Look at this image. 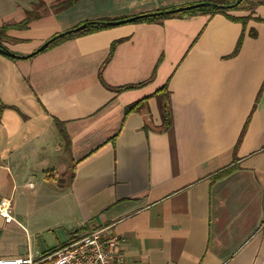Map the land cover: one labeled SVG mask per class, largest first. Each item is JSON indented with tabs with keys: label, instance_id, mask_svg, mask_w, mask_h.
Masks as SVG:
<instances>
[{
	"label": "crops",
	"instance_id": "1",
	"mask_svg": "<svg viewBox=\"0 0 264 264\" xmlns=\"http://www.w3.org/2000/svg\"><path fill=\"white\" fill-rule=\"evenodd\" d=\"M62 1L0 0V35L44 4L27 29L5 32L19 58L0 54V207L12 218L0 216V258H38L106 229L125 264H264V5L254 7L264 0L228 13L250 16L245 25L221 14L125 24L24 58L84 22L206 0L55 10ZM165 86L167 131L155 98L125 115Z\"/></svg>",
	"mask_w": 264,
	"mask_h": 264
},
{
	"label": "trees",
	"instance_id": "2",
	"mask_svg": "<svg viewBox=\"0 0 264 264\" xmlns=\"http://www.w3.org/2000/svg\"><path fill=\"white\" fill-rule=\"evenodd\" d=\"M75 1L76 0H64V1L60 2L54 8H55V10H63V9L69 8ZM236 2H237V0H206L203 2L191 4V5H185V6H181V7H173V8H169V9L157 10V11H153L150 13L140 14L137 16H142V18H140V19H138L132 23H120L124 20L129 19L130 17H123V18H117V19L105 18V19H98V20L90 21V22H84V23L77 25L73 29H75V28H77V27H79L85 23H89L90 26L87 29H85L81 32H78V33L68 34L62 38L56 39L55 41L51 42L48 45V47L46 49H44L42 52L50 50L52 48H55L56 46L66 42V41L77 38L79 36L87 35V34H93L96 32L103 31L105 29L114 28V27L125 25V24H136V23L159 24V23H162L164 20L173 19V18H187V17L195 16L197 14H205V15H211V16L216 15V14H221V15H225L228 18H230V20L241 22L245 25L251 19L250 16L249 17L236 18V17H232V16L228 15V13L231 11H239L241 9L246 8L244 5L247 3V0H243L239 4H236ZM199 4H206V6L203 8L189 9L190 7L197 6ZM262 5H264V2H259V3L255 4L254 7L262 6ZM43 7H44L43 3L36 5L34 10L28 13L27 18L23 23H21L19 25H14V26L2 28L1 35H3V38L0 37V54L4 55L6 57L12 58V59L19 58V57H11L7 54V52H10V51L3 45V40L5 38L4 37L5 32L10 28L27 29L29 24L32 22V20H35V19H38L41 17L40 10ZM133 17H135V16H133ZM257 20L264 22V20H262V19H257ZM73 29H71V30H73ZM55 36H57V35H55ZM55 36H53V37H55ZM241 43H242V38L240 39V42L237 46L235 53H237L239 51ZM115 47H116V44H113L111 47L109 57L106 60L104 66L107 65L110 62L111 58L113 57ZM34 56L35 55H31V56H27L24 58H32ZM102 69L100 72V78L102 75ZM101 80H102V78H101ZM143 85H145V83L140 84V85H134V86L120 87L118 89L108 87V89H110L112 91L116 90V91L121 92V91H125V90L134 89L137 87H141ZM151 98H155L157 100L158 109L160 111V115H161V119H162V125L159 128L160 129L159 131H161V132L167 131L172 125V113H171V109L169 106L168 88L166 86L163 87L162 89H160L159 91H157L153 96H150L148 98H145L139 102H136V103L128 106L125 110V115H128V114L135 112V111H138V110H141L142 108H144L145 103L148 102ZM8 108L9 107L7 105H5L0 100V123H1L4 111L7 110ZM57 126H58V129H59L60 134L62 136V139L64 140V142H66L68 144L69 139H68V135L66 133L64 125L62 123L58 122ZM228 172H229V170L220 174V176H222L223 174H226ZM220 176H217V177H220Z\"/></svg>",
	"mask_w": 264,
	"mask_h": 264
},
{
	"label": "built area",
	"instance_id": "3",
	"mask_svg": "<svg viewBox=\"0 0 264 264\" xmlns=\"http://www.w3.org/2000/svg\"><path fill=\"white\" fill-rule=\"evenodd\" d=\"M1 204L0 216L11 221L5 214ZM119 241L110 237L106 229L74 236L68 244L56 252L38 258L27 256L13 259L0 258V264H125V260L117 253Z\"/></svg>",
	"mask_w": 264,
	"mask_h": 264
},
{
	"label": "water",
	"instance_id": "4",
	"mask_svg": "<svg viewBox=\"0 0 264 264\" xmlns=\"http://www.w3.org/2000/svg\"><path fill=\"white\" fill-rule=\"evenodd\" d=\"M242 1H243V0H237L236 4H239V3L242 2ZM205 6H206V4H199V5H197V6L190 7L189 9L203 8V7H205ZM140 18H142V16L130 17L129 19L124 20V21H122V22H120V23H132V22H134V21H136V20H138V19H140ZM89 26H90L89 23H85V24H83V25H81V26H79V27H77V28H75V29H73V30L65 31V32H63V33H61V34H59V35L53 37L52 39L48 40V41H47L44 45H42L38 50H36L34 53H32V54H30V55H28V56H31V55H37V54L41 53L44 49H46V48L48 47V45H49L51 42L55 41L56 39H58V38H62V37H64V36L68 35V34L81 32V31L87 29ZM7 54H8L9 56H11V57H18V56H16V55H14L12 52H7ZM26 57H27V56H26Z\"/></svg>",
	"mask_w": 264,
	"mask_h": 264
},
{
	"label": "rangeland",
	"instance_id": "5",
	"mask_svg": "<svg viewBox=\"0 0 264 264\" xmlns=\"http://www.w3.org/2000/svg\"><path fill=\"white\" fill-rule=\"evenodd\" d=\"M65 152L66 151L64 150L61 153H58L56 155V159H55L56 165H57V169L56 170L59 173L58 176H57V180H58L57 182H60V183H64L67 180L65 177H63L62 171L60 169V168H63L65 165H69V163H68L69 159H68V156H67V154Z\"/></svg>",
	"mask_w": 264,
	"mask_h": 264
}]
</instances>
